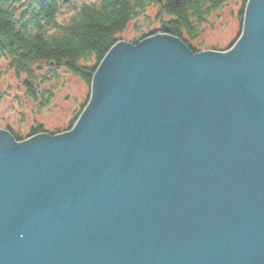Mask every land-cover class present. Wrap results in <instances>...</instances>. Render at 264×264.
<instances>
[{
    "label": "water",
    "instance_id": "water-1",
    "mask_svg": "<svg viewBox=\"0 0 264 264\" xmlns=\"http://www.w3.org/2000/svg\"><path fill=\"white\" fill-rule=\"evenodd\" d=\"M103 57L73 127L0 130V264H264V0L225 52Z\"/></svg>",
    "mask_w": 264,
    "mask_h": 264
},
{
    "label": "trees",
    "instance_id": "trees-1",
    "mask_svg": "<svg viewBox=\"0 0 264 264\" xmlns=\"http://www.w3.org/2000/svg\"><path fill=\"white\" fill-rule=\"evenodd\" d=\"M246 1H242L237 12L240 31L236 39L240 36ZM228 2L230 0H0V61L7 67L0 71V81L4 75L11 74L17 90L38 110L51 103L54 89L48 86L60 82V73L79 80L87 89L83 105L63 132L55 129L47 133L36 124L30 127L27 137L9 128L5 130L16 142L43 133L68 132L88 102L97 66L110 48L121 41L119 36L129 23L152 9L158 29L141 33L130 44L136 45L167 31L192 53H199L203 51L197 43L202 27ZM63 12L67 14L66 20L59 22Z\"/></svg>",
    "mask_w": 264,
    "mask_h": 264
},
{
    "label": "rangeland",
    "instance_id": "rangeland-1",
    "mask_svg": "<svg viewBox=\"0 0 264 264\" xmlns=\"http://www.w3.org/2000/svg\"><path fill=\"white\" fill-rule=\"evenodd\" d=\"M242 1L230 0L208 18L197 40V43L201 45V50L212 51L210 49L214 48L219 52H225L237 41L240 25L236 16ZM154 13L155 11L150 9L144 16L129 23L119 36L121 41L130 44L141 33L157 30ZM66 17V12H63V16L59 17L58 21L64 22ZM6 68L5 63L0 61V71ZM59 79L60 82L57 85L48 86L54 89L49 106L38 110L17 90L11 74L4 75L0 81V96L2 97L0 99V130L6 131L5 129L9 128L14 133L27 137L30 127L36 124L47 133L55 129L63 132L80 106L83 105L87 97V89L79 80L68 74L60 73Z\"/></svg>",
    "mask_w": 264,
    "mask_h": 264
},
{
    "label": "bare ground",
    "instance_id": "bare-ground-1",
    "mask_svg": "<svg viewBox=\"0 0 264 264\" xmlns=\"http://www.w3.org/2000/svg\"><path fill=\"white\" fill-rule=\"evenodd\" d=\"M43 134H45V133H43ZM27 140V139H26ZM25 141V140H24Z\"/></svg>",
    "mask_w": 264,
    "mask_h": 264
}]
</instances>
